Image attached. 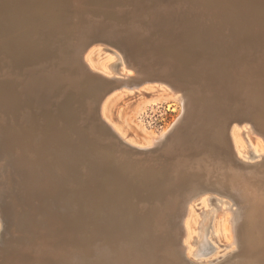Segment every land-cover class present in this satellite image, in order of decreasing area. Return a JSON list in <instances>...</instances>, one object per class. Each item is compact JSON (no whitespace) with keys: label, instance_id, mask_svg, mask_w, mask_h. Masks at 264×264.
<instances>
[{"label":"bare ground","instance_id":"bare-ground-1","mask_svg":"<svg viewBox=\"0 0 264 264\" xmlns=\"http://www.w3.org/2000/svg\"><path fill=\"white\" fill-rule=\"evenodd\" d=\"M95 2L96 6L98 2V6L103 8H99L101 12L103 11L104 15L101 17L103 19L107 16L106 8H114L116 4L129 5L132 3L149 5L201 3L205 6L198 17L202 22L211 16L209 8L214 6L215 11L219 12L221 20L219 23L216 19L209 20L213 29L210 28L209 35H207L214 37L215 29L217 30L218 27L220 29V26L227 27L229 30L227 31L229 34L227 41L237 42L242 54L240 58L236 57L238 58L237 67H227L225 62L220 60L218 67H200L196 64L197 67H194L192 71L180 70L181 65L176 64L175 66L178 67L169 68L168 73L188 85L195 84L201 85L202 89L206 88L209 94L206 95V99L208 102L210 100V103L213 102L217 111L223 114L219 118L215 114L216 109L212 108L209 111L212 116L211 126H215L217 121H223L220 130H222L224 144L219 146L217 143L215 153H218L222 160L224 171H226L225 175L222 177L217 174L209 175L210 172L208 173L205 167L210 155L197 147L194 152L190 153L188 159H184V167H173L175 172L169 173L170 180H165L164 183L155 185L152 177L147 175L145 177L142 173V176H137V173L135 174L132 169L128 171L127 168L123 172L125 168L121 169L116 166L114 159L110 155H105L106 153L102 154L101 150H98L100 154H90L89 150L76 146L75 133L73 134V128L70 125L74 115L72 113L73 99L70 98L65 103L57 105L55 115L48 117L46 115L48 113L45 112L47 110L40 111L39 115L33 110V117L31 120L29 119V122L22 119L23 109L30 106L31 102L24 98L19 83L22 76L28 74L29 77L31 71L37 69L28 66L27 55L31 53L36 57H42L44 49L49 48L48 40L50 41L52 34L49 35L47 28L54 29L57 37L62 40V42L58 41L61 45L58 43L60 47L57 48L72 54L74 62L65 68L79 74L77 77L83 81V83L81 81L84 86L83 91L91 99L101 122L117 140L128 144L131 148H145L162 139L181 118L184 99L187 98H184L178 89L164 84L163 79L154 78V75L161 76L162 74L161 70L154 68L156 64L151 67L147 65L149 67L143 71V74L148 76L145 80L136 79L135 81L132 75L137 66H132L133 61L132 65L129 63L131 61H128L129 57L126 56V51L123 48L125 45L122 46L115 40L106 39V36L94 37V35V38L91 39L85 36L87 40L85 39L86 41L82 43L83 45H79L80 47L78 46L79 42L72 43V40L80 39L82 36H80V30L84 28L86 22L82 14L87 15L90 10H93L94 13L98 10V6L97 9L96 6L92 7L91 3ZM75 3H79L80 7H76ZM88 5L92 9L87 7ZM229 6H240V11L243 13L240 14L241 17L236 15L234 11L236 9H230ZM244 7L248 9L253 7L252 14L257 15L258 20L253 19L249 14L250 9L248 12ZM226 8H229L230 10H228L231 12H228ZM66 13L70 14L66 15ZM108 14L110 16V12ZM69 16L76 18L79 16V18L75 20L74 27H68L69 31L67 30L65 33L59 27L69 22ZM184 17L188 20L191 18L188 14ZM237 18L240 20L236 21ZM262 22H264V0H0V61L4 67L3 73H0V153L5 155L6 165L18 176L16 180L19 184V196L24 198L26 204L40 215H38L40 220L30 222L25 217V211L17 209L15 206L18 205H15L13 200L10 199L9 207L11 209L7 210L6 208L7 212L1 204L2 202L0 203V235L5 219L3 216L9 213L14 222V228L20 234H28L29 239L23 243L21 239L14 237L15 240H13V236H10L12 237L11 241L7 238L6 245L4 242V245L0 242L3 246L0 247V264H264V167L258 166L259 161L264 157V141L254 128L264 129V32H261L259 26ZM119 24V28H121V23ZM252 27L254 29H250ZM128 28L126 27V29ZM87 29L85 27V30ZM251 30L253 33L255 32V35H250ZM151 31L141 35L140 39L143 40L140 46L150 52L151 50L157 51V45H152L150 42L151 35H155L152 37V40H155L162 34L159 32L152 34ZM64 33L68 35L67 40ZM211 39L213 40V38ZM219 39L213 40L214 48L210 47L211 55L215 56L218 54L217 52L227 50L225 46H221L222 39L220 41ZM254 41L257 47L252 44ZM99 44L100 46H96ZM104 44L111 47L106 48L103 46ZM229 44L225 43V45ZM133 46L135 45L133 44ZM136 48L138 49V47ZM140 51L141 48L138 52ZM175 54L174 52L168 57H172V61L179 63ZM134 59L139 58L134 57ZM160 60L162 62V59ZM160 60L152 62L160 63ZM17 61L21 64L18 65ZM66 69L65 72H69ZM146 80H157V84H151V86L160 91L161 100L168 102L167 108L173 100L180 104L182 112L178 113L177 118L162 130H152L142 136L136 133L139 136L137 138L136 134L130 135L128 132L129 122L125 116L120 115L119 112L114 114L111 107L114 106L112 104H115L113 101L116 98H122L127 94L128 90H124V87L140 89L145 86L143 83ZM185 83L184 85H186ZM60 87H62L61 84ZM187 87L185 86V88ZM116 88L118 92L113 90ZM40 90H42L41 87ZM186 94L189 95V93ZM202 94L205 95V90ZM197 95L199 97L194 99L192 96L190 97L195 102L200 101L202 95L200 93ZM155 100H146L145 106L148 108L153 106ZM208 106L210 108L209 103ZM202 107L199 110L203 109ZM41 112L47 117L41 116ZM195 112L197 113L196 110ZM198 117H200L199 114ZM189 120H191L190 117ZM194 121L196 120L194 119ZM205 122L207 123V121ZM187 129L189 130L188 127ZM190 130L192 131V129ZM194 131H192L195 133L193 137L196 136V133L201 137V133L196 132L195 129ZM76 132L78 133V131ZM78 135L80 134L78 133ZM87 137L84 138L87 139ZM199 142L207 143L208 141L202 139ZM168 156L170 155L168 154ZM254 157L259 159L252 160ZM89 160H92V165L99 171H85V184L76 183L75 179L80 180L79 177L83 173L80 170L81 165L87 164L86 161ZM144 165L141 166L142 169ZM122 179L130 180L129 184L120 187L119 182L122 183ZM73 180H75L77 188L69 191L66 186ZM110 186L114 187L113 192L109 190ZM133 191L143 194L148 199V208L142 211V204L141 211L139 210L140 216L136 211L135 203L131 200ZM212 193L218 195L219 198H213L210 195ZM72 194L74 195L72 196ZM174 195L177 197L173 204L174 211L167 216V219L165 218L166 230H160L153 216L152 203L154 201L162 202L166 197ZM212 200L220 204L213 206ZM237 206L244 209L239 236L236 235L235 227ZM144 207H146L145 203ZM118 213L121 214L120 218L117 217ZM164 232L166 233L163 234ZM108 251L115 252L116 256H110L111 253L108 256ZM87 256H89L88 260Z\"/></svg>","mask_w":264,"mask_h":264},{"label":"rangeland","instance_id":"rangeland-1","mask_svg":"<svg viewBox=\"0 0 264 264\" xmlns=\"http://www.w3.org/2000/svg\"><path fill=\"white\" fill-rule=\"evenodd\" d=\"M75 4H73V5H75L76 7H80L79 3L78 4L75 3ZM91 4H92V7L95 8L94 6H96V2L94 4L93 3H91ZM98 4L99 3L97 2V6H98ZM205 4H208V3H205ZM90 5H88L87 7L91 8ZM97 6H96V9H97ZM202 6L203 5L201 3H192V4H185V5L184 4H180V5H176V4H171V5L150 4L149 5V4H142V3H132L129 5L116 4L114 8L108 7V8H106V10L104 9L105 13H107V16L104 17V19H103L101 17L104 14L102 13L103 11L101 12V10L99 9V8H102L99 5L98 10H96L97 12L95 11V13H94L93 10H90V12L87 13V15L82 14L83 19L86 21L84 28H81V30H80V32H81L80 36L81 35L82 36L80 39L72 40V43H74V44H77L79 42L78 43V46H79V45H83L82 43H84L87 40V38L91 39V38H94L95 36H103V37L106 36L105 37L106 39L115 40L119 44H121L122 46L125 45V47H123V48L126 51V54H127L126 56L129 57L128 61H131L129 63L131 64L133 61V63H132L133 65L132 64L131 65L133 67L137 66L135 73L132 75L133 80H135V81H136V79L145 80L148 76H145L143 74V71L146 70V67H149V66L151 67V65L156 64V67H154V68H158L159 70H161L162 74H161V76L160 75L159 76L154 75L155 77L154 76L153 77L155 79H163L164 84H166L169 87L178 89V91L183 94L184 98H187V99H184V101H185V103L183 105L184 106L183 107V113L184 114L182 113L181 118L178 120V122L173 127L174 129L172 128L173 130L171 129L169 132H167L166 135L162 139L157 141L156 143H153V144H151L145 148H139V149L131 148L128 144H125L122 141L117 140L116 137L112 134V132L104 126V124L101 122V120L99 118V115H98L96 109L93 107L92 101H90L91 99L88 98L86 96V93L83 91L84 86H83V84H81L82 80H79V77H77V76H79V74L73 73L69 69L65 68V67L70 66L74 62V59H73L71 53L66 52L64 50H61V48H57V47H60V45H61L60 42H62V40L57 37V34H55L54 29H52V28L46 29L50 33L49 35L52 34V36H50L51 37L50 41L48 40V42L50 43L48 49H50V48L51 49L50 50L44 49V51L42 52L44 54L42 55V57L39 56L40 58L36 57L35 55H31V53L27 55V57L29 59L28 60L29 65L28 66L34 67L35 69L36 68L37 69L36 70L33 69L35 72L32 70L31 74H29V77H28V74L22 76V78H21L22 80L19 83L24 98L29 99L31 102L30 106H26L23 109L24 111L22 113V119L26 122H29L33 117V110L35 112H37L38 114L40 113V111L47 110L45 112L48 113V114H46L48 117L55 115V112L57 110V105L61 104V103H65L66 100L68 98H70L71 100L73 99L72 100V105H73L72 113H74L73 118L70 122V125L73 128V134L74 133L76 134V135L74 134L76 146L78 148H83L85 150H89L90 154H93V153L100 154L98 152V150H101L102 154L106 153L105 155H110V157H112L114 159V161L116 162V166H119V168H121V169L125 168L123 170V172L127 168H128V171H130L132 169V171L134 170L135 174L137 173L136 174L137 176L141 175V173H142V175H145V177H146V175L149 177H152L155 185H158L159 183H164L165 180H168V179L170 180L168 175H169V173L175 172L173 167L174 168H178L181 166L184 167L183 166L184 165V162H183L184 159H188L191 152H194L197 148H199V149L201 148L204 153H206L207 155H210V158H208L207 163H206L207 164L205 167L206 171L208 173L210 172L209 175L215 176L217 174L218 176L222 177L223 175H225L224 172H226V171H224L225 168H224V165L222 164V160L219 157V154L215 153V151L217 148V146H216L217 143L219 144V146L224 144L222 130H220V129H222L223 121H217V124L215 126H211L212 116L210 115L209 111H211L210 109H212V108L216 109L215 114H216V116H219V118L223 114H221L219 111H217V108L213 102L210 103V100L208 102V99H206L207 98L206 95L208 94L206 88L202 89L201 85L200 86L195 85V84H193V86H192V84L188 85L187 83L183 82L182 80H179V78H176V76H171L168 73L169 68H171L173 66L178 67L179 66L178 64L181 65L179 67L180 70L192 71V69H194V67H197L196 64H198L200 67H218V62L220 60L225 62V65L227 67H234V66L237 67L238 58H240L242 55L240 48L238 47L237 42L232 43V42L227 41L229 38V36H228L229 34H227V31H229V30L227 29V27L220 26V29L218 27L217 30L215 29L213 31V32H215L214 37L208 36L209 35L208 32L210 31V28L213 29V27L210 25L211 21H209V20L210 19H216L219 23V21L221 20V16L218 14L219 12L215 11L216 9L214 8V6L211 5L213 7L209 8V10H208L209 12L211 11L210 18L208 20L202 22L201 19L198 18L201 15L200 11L204 10V8H205V6H203V7ZM229 8L230 9H236L234 11L236 12V15H239L240 17H241L240 14H243L240 11V6L239 7L229 6ZM244 8L246 10H248V12L250 9L251 13L249 12V14L251 15V17L255 20H258L256 18L257 15L252 14L253 13L252 11H254L253 7H250L249 9L246 7H244ZM109 9H112V10L109 11ZM228 9L226 8V10L228 12H231V11H229L230 9L229 10ZM109 12H110V16H114L113 18L109 16V14H108ZM69 14L70 13H66V15H69ZM115 14H117V15L115 16ZM186 14H188L191 17V18H189L191 21L184 17ZM78 18H79V16L77 18L69 16L68 17L69 22L60 26L59 27L60 30L65 32L68 30V27H70V28L74 27L73 26V25H75L74 22ZM117 19H119V20H117ZM237 19H235V20L236 21L240 20L239 18H237ZM260 20H262V19H260ZM119 23H121V28H119L120 27ZM98 26H99V29H98ZM259 26L261 28V32H264V22L260 23ZM85 27H86V29L87 28L88 29L85 30ZM126 27H129L128 28L129 30L126 29ZM253 27L250 29H254ZM123 29H125V30H123ZM250 29H249V31H250ZM151 30H153V31H151ZM84 31H85V33H84ZM150 31L152 34L154 32L162 33L160 38H163V39L155 38V40H152V37H155V35H151V41L150 42L152 45H155V46L157 45V51L151 50V52H150V51L146 50L144 47L140 46V45H142L141 41L143 42V40H140L141 35H144L145 33H149ZM94 32H95V34H94ZM251 32H252L250 34L251 36L255 35V32L253 33V30H251ZM89 33H91V34H89ZM93 35H94V37H93ZM65 36H66V40H67L68 35L65 34ZM85 36L87 38H85ZM118 37H120V38H118ZM209 37L213 38V40L214 39L218 40L219 38L222 39L221 41L219 39V41H220L221 46L226 47L227 50H225L223 52L225 54H227L226 55L227 57L225 56V54L222 51L217 52L218 54H216L215 56L211 55L212 52H210V50H211L210 47H213V43H212L213 40ZM120 39H122V40H120ZM171 39H172V41H171ZM66 40H65V42H66ZM77 40H79V41H77ZM58 41H60V42H58ZM226 42H227V44H229V43L230 44L225 45ZM74 44H72V45H74ZM133 44L135 46H133ZM252 44L254 45V47H257V44L255 43V41L252 42ZM96 46H100V44L96 45ZM103 46H106V48L111 47V46L109 47V45H106V44H104ZM136 47H138L139 50L141 48V51L138 52L139 50ZM54 49H56V50H54ZM51 51H52V53H51ZM54 52H56V53H54ZM63 52H64V54H62ZM70 52H74V51H70ZM174 52L176 53L175 55H176L177 61L179 63H175L174 61H172L173 60L172 57H170V56L168 57V55L173 54ZM128 53H129V56H128ZM133 55H135V56H133ZM59 56H61V57H59ZM130 57H132V58H130ZM134 57L139 58V59L136 60V59H134ZM166 57H167V59H165ZM236 57H238V58H236ZM157 58H159V59H157ZM133 59L136 61H134ZM160 59H162V62ZM170 59L172 61V64L170 63L171 62ZM139 60H141V61H139ZM156 60H158V61L160 60V63H162L163 66L160 65V63L152 62V61H156ZM46 62H47V64H46ZM17 63H18V65L21 64V62H19V61H17ZM41 63H43V64H41ZM231 63H233V64L231 65ZM176 64L178 66H175ZM234 64H236V65H234ZM35 65H36V67H35ZM147 65H149V66H147ZM157 65H159V66H157ZM44 67H46L47 69ZM61 67H63V68H61ZM223 67H224V65H223ZM42 69H43V71H42ZM57 69H58V71H57ZM65 69L68 70L69 72H67V71L65 72ZM3 70H4L3 63H2V61H0V73H3ZM61 70H63V71H61ZM187 71H185V72H187ZM41 72L42 73L44 72V73L42 74ZM37 73H38V75H37ZM46 74H48L47 75L48 77L46 76ZM49 76H51V77H49ZM142 76H143V78H142ZM39 78H40V80H39ZM30 80H31V82H30ZM32 80H33V82H32ZM52 82H53V84H52ZM157 82H158L157 80H146V82L143 83L145 86L141 87L140 89H137V88L131 89L128 87L127 88L124 87V90H128L127 94L124 97L116 98L113 101V103H115V104H112L114 106L111 107V110L113 111L114 114L119 112L120 115L125 116L127 122H129L128 123L129 124L128 132L130 133V135H133V133L135 135L137 133L139 136H142L146 132H150V131L152 132V130L153 131H160V130H162V128L166 127L169 123H172V121H174L177 118V116L179 115L178 113L182 112V108H181L180 104L176 101H173V100H171V102H170L171 105L167 108L168 102L166 100H161L162 94L160 93V91H158L156 88L151 86V84H157ZM82 83H83V81H82ZM176 83H178V84H176ZM179 83L180 84L182 83L183 86L182 85L180 86ZM184 83L186 85H184ZM60 84L62 87H60ZM36 85H37V87H36ZM185 86L186 87L188 86V87L185 88ZM40 87L42 90H40ZM59 90H60V93H59ZM113 90H117L116 92H118L117 88L113 89ZM204 90H205V95L202 94V92ZM197 91H199V92H197ZM186 93H189V95ZM199 93L202 95V96L200 95L201 96L200 98H202V99L199 98L200 101L197 100L196 102L194 100H192L194 98H197V96H198L197 94H199ZM66 94H68V95H66ZM35 96H36V98H35ZM67 96H69V97H67ZM190 96H192L193 98L191 99ZM117 99H118V101H117ZM150 99H156L154 102V105L150 106L151 109H150V107L148 108V106H145L146 105L145 101L150 100ZM203 101H205V102L203 103ZM195 103H197V104H195ZM198 103H199V105H198ZM208 103L210 104V108L208 106ZM185 104L188 105L189 107H192V108L187 107ZM213 104H214V106H213ZM204 105H207V106H204ZM185 107L187 108V111H189V112L186 111ZM200 107H202L203 109L199 110ZM143 108H145L144 109L145 112H144ZM180 108H181V110H180ZM141 109H142V111H141ZM184 109H185V112H184ZM73 110H75V111H73ZM190 110H191V112H190ZM195 110L197 111V113L199 114V116L201 118L198 117V114L195 112ZM141 112H142V114H141ZM202 112H204V113H202ZM136 113H137V115H136ZM219 113H220V115H219ZM46 115H44L41 112V116L44 117ZM185 116H188V117H185ZM189 117L191 120H189ZM196 118H198V119H196ZM202 118H203V121H202ZM194 119L196 121H194ZM181 121L183 123L184 122L185 123L183 124ZM188 121H190V122H188ZM197 121H199V122H197ZM205 121H207V123ZM177 125H179V126H177ZM196 126H198V127L196 128ZM199 126H200V128H199ZM187 127L189 128V130L192 129L193 132H195L194 131V129H195L196 132L201 133L200 134L201 137H199V134H197V133H196V136L193 137V135H195V133H192L191 130L189 131L187 129ZM181 128H182V130H181ZM198 128L200 131H202V130L203 131L200 132L198 130ZM254 128H255V131L261 135V137L264 141V129H262L263 130L262 131L261 128H257V127H254ZM146 129H148V130H146ZM183 129H184V131H183ZM76 131H78V133L80 135H78V133ZM82 131H83V133H81ZM171 132L173 133V136H171L172 135ZM180 132H181V134H180ZM175 133L177 135H174ZM188 133H190V134H188ZM86 134L88 137L86 136ZM137 134H136V136L138 138L139 136ZM83 135H84V137H87V139L84 137H81ZM96 135H98V136H96ZM99 135H101V136L99 137ZM104 135H105V138H103ZM189 136H191V137L189 138ZM101 137H102V140H101ZM225 137H226V134H225ZM78 138H80V139H78ZM188 138H189V140H188ZM104 139H106V140H104ZM202 139H205V141H208V142L207 143L199 142ZM176 140H181V141H176ZM186 141H188V142H186ZM81 142H83L84 144ZM101 142H102V144H101ZM179 142H181V143H179ZM184 142H186V143H184ZM172 143L174 144V146H172L173 145ZM186 146H187V148L188 147L189 148L187 149ZM177 151H179V152H177ZM107 153H111V154H107ZM177 153H179V154H177ZM168 154L170 156L167 157ZM171 157H172V159H171ZM211 158H213V159H211ZM263 158L259 161L258 166L261 165L260 167H264V159ZM256 159H259V158L254 157L252 160H256ZM91 161L92 160L86 161V162H88L87 164L83 163L81 165L80 170H81V173L82 172L83 173H82V176L79 177V178H81L80 180L75 179L76 183L81 182V183L85 184V182H86L85 175H84V174H86L85 171H87V172H90L93 170L96 172L99 171V170L95 169V166L92 165ZM217 161H218V163H217ZM143 164H145V165L143 166L144 168L142 169L141 166ZM156 164H157V166H156ZM171 164H174V165H171ZM147 168L149 169V172H148ZM217 168H218V170H217ZM139 170H141V172L138 173ZM221 173H222V175H221ZM15 175H16L15 172L12 171V169L8 165H6V157L1 152L0 153V188H1L0 189V193H1L0 194V203L2 202L1 204L3 205L5 210H6V208H7V210H10L11 208L9 207L10 206L9 202L11 199V201L13 200L12 202L15 205H18V206H15V207H17V209H21V210L25 211V217L27 218L28 221L32 222V221L40 220V217H39L40 215L34 209L30 208L29 205L26 204V202L24 201V198H21L19 196V188H18L19 184L16 180L18 178V176L17 175L15 176ZM8 180H10L11 182ZM75 180L70 181L69 184L66 186V189H68L69 191L76 190L77 187L75 184ZM129 181L130 180H128V179H125V180L122 179V183L119 182L120 187H123L124 185L129 184ZM11 183H12V185H11ZM8 184H9V186H8ZM71 186H72V188H71ZM109 190H111L113 192L115 189L113 186H110ZM120 190L122 191L123 189H120ZM131 194L134 196V197L132 196L131 200H132V202L135 203L136 208H137L136 211L139 213V214L138 213L137 214H138V216H140L141 215L140 214L141 207L143 206L142 211L146 210L148 208L147 207L148 206V199H146L143 196V194H138V192L136 193V191H133V193H131ZM213 194L214 193L210 194L213 198L214 197L219 198L218 195H216V194L213 195ZM73 195L74 194H72V196ZM75 195L77 198L76 192H75ZM176 199H177V197H176V195H174V196L166 197L162 202L154 201L152 203L153 216H154L155 220L157 221L158 228L160 230H163V231L166 230L167 222H166L165 218L167 219V216H169L174 211L175 207L173 204L176 201ZM20 201H21V204H20ZM212 202H213V206H217L220 204V203H217L215 200H212ZM139 203H141V204H139ZM144 203H145L146 207H144ZM153 204H155V205H153ZM234 208H235V206H234ZM236 208H237L238 212L236 211V213H235V215H236L235 227L237 230L236 235L239 236V231L242 228L241 227V218L243 216L242 214L244 213V209H242V207H239V206H237ZM7 210H6V212H7ZM32 211H33V213H32ZM239 212H241V213H239ZM117 215H118L117 217H119V218L121 217V214L118 213ZM3 219H4V225H3V228L1 229L0 242H2V243L4 242L6 245L8 243V240L11 241L12 237H10V236H13V238H12L13 240H15L14 237L16 239H21V241L23 243L24 242L26 243L29 240L28 234H22V233L20 234V232H18V230H16V228H14L15 227L14 222H13L12 218L9 216V213L8 214L6 213V215L3 216ZM165 233L166 232H164L163 234H165ZM17 235H18V237H17ZM19 235H21V236L19 237ZM7 238H9V239L7 240ZM2 243H0V247H3L2 245H4V243L3 244ZM36 248H37V246H36ZM108 252H107L108 256L110 253H111L110 256H116L115 252H112V251L109 253ZM88 258H89V256H87V260H88Z\"/></svg>","mask_w":264,"mask_h":264}]
</instances>
